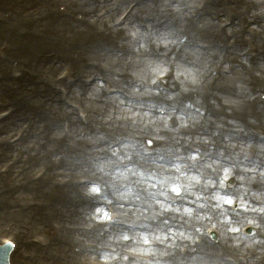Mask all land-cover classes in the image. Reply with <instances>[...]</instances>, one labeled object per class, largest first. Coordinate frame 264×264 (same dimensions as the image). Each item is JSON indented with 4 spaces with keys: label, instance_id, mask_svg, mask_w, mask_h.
<instances>
[{
    "label": "clouds",
    "instance_id": "1",
    "mask_svg": "<svg viewBox=\"0 0 264 264\" xmlns=\"http://www.w3.org/2000/svg\"><path fill=\"white\" fill-rule=\"evenodd\" d=\"M59 11L71 52L45 55L62 103L31 177L71 211L47 264H264V0Z\"/></svg>",
    "mask_w": 264,
    "mask_h": 264
},
{
    "label": "bare ground",
    "instance_id": "2",
    "mask_svg": "<svg viewBox=\"0 0 264 264\" xmlns=\"http://www.w3.org/2000/svg\"><path fill=\"white\" fill-rule=\"evenodd\" d=\"M62 3L63 0H0V11L9 10L0 15V68H21L18 70L30 76L42 77L40 67L48 48L70 55L71 43L66 33L72 21L59 17L57 10ZM222 3L217 0L218 5ZM22 25L25 27L21 31L25 34L20 32L18 36L16 28ZM15 85L0 83V107L7 103L14 109L11 118L0 124V156H4L3 150L13 154L8 165L1 167L6 166V172L0 174V234L9 236L17 245L11 264H47L49 253L58 250L64 242L62 225L70 216L71 201L50 187L48 179L32 178L30 173L45 159L40 152L47 146L48 128L56 105L47 106L38 114L29 107L30 82L24 80L18 91L13 88ZM52 89L44 79L42 98L48 100ZM32 104L36 106L37 102ZM42 122L47 123L40 127ZM13 128H21L23 136L17 145L7 147L4 140ZM34 128L41 131L38 136ZM35 233V238L31 237ZM32 238L40 239L41 244H32Z\"/></svg>",
    "mask_w": 264,
    "mask_h": 264
},
{
    "label": "rangeland",
    "instance_id": "3",
    "mask_svg": "<svg viewBox=\"0 0 264 264\" xmlns=\"http://www.w3.org/2000/svg\"><path fill=\"white\" fill-rule=\"evenodd\" d=\"M5 13H9V10H3V11H0V15L2 16L3 14H5ZM57 13L59 14V17H62V18H66V19H71V17L70 16H68V15H66L65 13H62V12H60L59 11V9L57 10ZM49 14V13H48ZM46 15H47V13H46ZM36 18H39V21H40V23H41V20H40V16L39 15H37L36 16ZM23 27H25V26H17V28H16V32H17V35L18 36H20L19 35V33L20 32H22L21 30L23 29ZM22 33H24V32H22ZM25 34V33H24ZM51 50H53V49H51V48H48L47 49V51L46 52H44V54L46 55V53L47 52H49V51H51ZM45 55H44V58H45ZM2 56H0V58H1ZM28 61V60H27ZM28 63V62H27ZM39 64V63H38ZM10 68H7V69H3V68H0V73L1 74H3V75H7V73H8V71H10L9 72V77L10 78H12V79H14V75L12 76L11 75V73L13 72V71H19V70H9ZM12 69H17V68H12ZM18 69H21V68H18ZM32 69H35V68H33L32 67ZM40 69L42 70V66L40 67ZM19 72H22V73H24L23 74V76H22V79H24V80H27L28 82H30V88H33V87H35V88H42L43 86H44V79L42 78V77H38L37 76V74H33V75H28V73L26 72V71H19ZM18 73V72H17ZM16 73V74H17ZM19 74H21V73H19ZM23 80V81H24ZM23 81H21L19 84H17L14 88L16 89V87H20V86H22V83H23ZM71 89V88H70ZM57 92V91H56ZM57 94H59L58 92H57ZM7 103H5V106L4 107H0V114L1 113H5V112H8V109H11V106H9V105H6ZM52 106H55V104L54 105H52ZM33 111H34V107H32V106H29ZM47 121L50 123V119H47ZM41 127V126H40ZM21 129V128H20ZM18 132H20V130H19V128H13V129H11L10 130V132H9V134H6V140H5V143L6 144H8V142H10L12 139V137L14 136V135H20ZM41 131L38 129V128H34V133L37 135V134H39ZM3 154H4V156H0V158L2 159V161H0V167L1 166H3V165H7L8 163H9V161L12 159L11 157L13 156V154H10V153H7L6 152V150H3V152H2ZM21 158H23L24 159V156H20ZM0 170H1V168H0ZM0 172H2V170L0 171ZM30 175H31V173H30ZM5 234H0V242L3 240V239H5V236H4ZM34 235H36V233L35 234H33L31 237H34L35 238V236ZM30 237V238H31ZM34 238H32V242L34 243V242H38L37 240H35Z\"/></svg>",
    "mask_w": 264,
    "mask_h": 264
}]
</instances>
